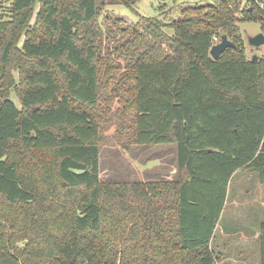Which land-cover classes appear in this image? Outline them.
I'll return each instance as SVG.
<instances>
[{
  "label": "trees",
  "instance_id": "16d2710c",
  "mask_svg": "<svg viewBox=\"0 0 264 264\" xmlns=\"http://www.w3.org/2000/svg\"><path fill=\"white\" fill-rule=\"evenodd\" d=\"M9 1L0 19V264H218L212 241L234 175L247 170L264 184V59L248 58L239 27L264 32V0L143 19L115 68L100 52L97 0ZM223 36L235 47L215 61L213 38ZM115 102L131 143L176 146V180L101 181V131L113 114L103 106ZM259 233L264 264V223Z\"/></svg>",
  "mask_w": 264,
  "mask_h": 264
},
{
  "label": "rangeland",
  "instance_id": "374dc122",
  "mask_svg": "<svg viewBox=\"0 0 264 264\" xmlns=\"http://www.w3.org/2000/svg\"><path fill=\"white\" fill-rule=\"evenodd\" d=\"M102 10L99 19L105 33L100 52L110 58L115 67H124L123 55L116 51L136 33L144 31L143 19H159L164 22L181 17L183 9L195 5H208L212 0H97ZM40 4L36 5L32 23L35 22ZM11 12V2L0 0V19ZM6 19V18H5ZM240 33L249 59H264V46L254 48L248 39L263 33L260 23H240ZM168 34L173 31L166 30ZM107 37V38H106ZM120 78L121 71L113 72ZM110 84L108 92L114 88ZM18 108L21 104L12 95ZM117 102L104 104L113 114L105 116L101 135L100 179L102 182H161L178 177L177 148L173 144L141 146L131 143L130 134H121L122 121L116 110ZM264 223V184L258 174L244 170L236 173L230 182L228 199L220 223L216 229L212 249L219 255L218 264H259V229Z\"/></svg>",
  "mask_w": 264,
  "mask_h": 264
},
{
  "label": "water",
  "instance_id": "95a60500",
  "mask_svg": "<svg viewBox=\"0 0 264 264\" xmlns=\"http://www.w3.org/2000/svg\"><path fill=\"white\" fill-rule=\"evenodd\" d=\"M233 1L237 2L238 0H233ZM248 43L250 46L254 48H259V47L264 46V34L259 33L258 35L254 37H250L248 39ZM234 47L235 45L228 39V37L223 36L221 38V42L211 48L210 56L213 58V60L217 61L227 49L234 48ZM253 59L254 61H257L258 57L254 56ZM37 109L38 108H36L35 110Z\"/></svg>",
  "mask_w": 264,
  "mask_h": 264
},
{
  "label": "built area",
  "instance_id": "2783aa9c",
  "mask_svg": "<svg viewBox=\"0 0 264 264\" xmlns=\"http://www.w3.org/2000/svg\"><path fill=\"white\" fill-rule=\"evenodd\" d=\"M245 1H247V0H243V2H245ZM261 7H263V5H261ZM220 42H221V39H219L218 37H214L213 38V44H214V46L217 45V44H219Z\"/></svg>",
  "mask_w": 264,
  "mask_h": 264
},
{
  "label": "crops",
  "instance_id": "0c3cea01",
  "mask_svg": "<svg viewBox=\"0 0 264 264\" xmlns=\"http://www.w3.org/2000/svg\"><path fill=\"white\" fill-rule=\"evenodd\" d=\"M259 253H260V247H259Z\"/></svg>",
  "mask_w": 264,
  "mask_h": 264
}]
</instances>
